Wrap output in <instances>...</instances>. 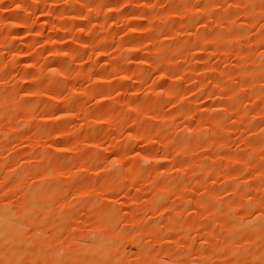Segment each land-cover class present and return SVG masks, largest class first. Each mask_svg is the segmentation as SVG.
<instances>
[{
  "label": "clouds",
  "instance_id": "9594fccd",
  "mask_svg": "<svg viewBox=\"0 0 264 264\" xmlns=\"http://www.w3.org/2000/svg\"><path fill=\"white\" fill-rule=\"evenodd\" d=\"M69 252L264 264V0H0V264Z\"/></svg>",
  "mask_w": 264,
  "mask_h": 264
},
{
  "label": "rangeland",
  "instance_id": "374dc122",
  "mask_svg": "<svg viewBox=\"0 0 264 264\" xmlns=\"http://www.w3.org/2000/svg\"><path fill=\"white\" fill-rule=\"evenodd\" d=\"M71 214L65 219V222H69ZM64 264H83L82 258L75 252H69L64 257Z\"/></svg>",
  "mask_w": 264,
  "mask_h": 264
}]
</instances>
